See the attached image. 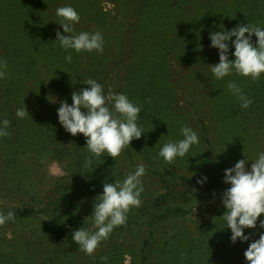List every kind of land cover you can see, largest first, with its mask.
<instances>
[{
    "label": "trees",
    "instance_id": "obj_1",
    "mask_svg": "<svg viewBox=\"0 0 264 264\" xmlns=\"http://www.w3.org/2000/svg\"><path fill=\"white\" fill-rule=\"evenodd\" d=\"M69 5L80 15V22L74 26L77 34L97 30L102 33V54L69 50L72 61L65 60L68 52L55 40L58 30L62 35L68 34L58 24L56 9ZM247 23L262 27L264 0H0V58L7 61L5 78L0 79V121H10V135L0 137V191L15 195L13 189L21 192L24 188L31 197L29 201L41 207L36 212L48 220L43 223L44 232L65 238L70 250L79 249L72 240V232L87 229V221L93 222L95 198L102 194L105 182L122 181L130 173L127 164L135 171L136 165L143 163L147 173L159 174L155 163H166L160 157L154 159L161 149L156 146L157 139L168 137L178 141L183 139L182 126L194 130L198 125L199 132L195 131L199 141L204 140L211 149L212 134L205 127L209 121L214 132L216 128L233 126L238 117L249 121L247 109L249 114L257 111L259 119L264 115V74L257 81L235 73L216 80L210 71V65L219 62L218 50L210 47V33ZM256 39L253 35L254 44ZM230 50L234 51L231 46ZM229 59L235 57L230 55ZM177 65L194 83L193 91L204 86L212 94L207 100L197 99L194 107L190 104L195 112L191 118L180 112L176 103L172 69ZM89 78L99 82L105 94L124 93L142 106L137 123L145 133L115 160L107 153L93 157L85 147L83 134L72 136L58 121L61 102L71 105V94L90 87L83 84ZM229 81L253 100L249 108H242L228 90ZM257 83L259 87L252 86ZM23 104L29 116L19 119L16 110ZM200 107L208 110L209 118L205 114L198 116L202 110H196ZM153 121L157 126L154 131ZM196 147L193 145L185 157L175 162L197 173L204 168L207 155ZM88 157L93 160L91 167L84 166ZM52 164L62 171V178L44 177ZM7 175L13 179L11 190H7ZM174 179L193 184L192 179L183 175ZM46 186L56 189L50 195L42 194L40 188ZM145 191L141 194L143 201ZM21 208L2 212L15 213V220L9 222L28 220L36 213L28 206ZM184 211L179 205H170L163 213L145 215L142 213L146 212L132 208L126 224L112 233L146 221L179 220ZM223 214L211 220L200 239L189 236L176 243L160 235L148 238L149 242L153 239V258L143 256L141 264L230 262L249 241H230L231 230L220 218ZM257 231L258 227L245 229V235L251 239ZM125 252L121 246L100 251L87 257L85 264H124L126 253L133 254ZM136 258L132 257V261Z\"/></svg>",
    "mask_w": 264,
    "mask_h": 264
},
{
    "label": "clouds",
    "instance_id": "obj_2",
    "mask_svg": "<svg viewBox=\"0 0 264 264\" xmlns=\"http://www.w3.org/2000/svg\"><path fill=\"white\" fill-rule=\"evenodd\" d=\"M56 16L63 32L68 34L62 35L58 30L55 40L68 52L65 57L68 63L72 61L69 50L103 53L104 38L100 31L75 32L74 26L80 22V15L72 6L57 8ZM253 35L257 38L255 44ZM209 39L210 47L217 49L219 55V62L210 65L216 80H223L235 73L257 81L264 74V27L247 23L231 30L221 28L210 33ZM230 46L234 51L230 50ZM230 55L235 59L230 60ZM6 69L7 61L0 58V79L5 78ZM83 84L90 87L74 91L71 105L67 101L61 102L57 110L58 121L72 136L83 134L85 147L93 157L99 158L107 153L115 160L123 150L130 148L134 139H140L145 133L137 123L142 106L131 101L124 93L105 94L103 86L94 79L89 78ZM227 87L241 102L242 108L247 109L253 103L235 82L229 81ZM16 116L19 119L29 116L25 104L16 110ZM9 126V120L0 121V137L10 135L7 131ZM180 133L183 139L170 140L158 152V156L168 164L185 157L191 147L200 142L197 132L189 126H182ZM248 161L246 158L239 160L233 167L224 170V183L230 187L222 195V205L226 211L220 218L231 230L230 241L233 244L238 240H250V235H245V229H264V219L258 222V218L264 214V152L258 153L250 169L246 167ZM92 165V158H86L84 166ZM145 174L144 164L139 163L135 171L122 181L103 184V192L95 198L91 215L94 230L79 228L72 232V240L86 255H93L116 227L126 224L131 209L142 205V177ZM206 181L207 177H203L197 183L203 186ZM14 220L13 211H0V226ZM244 256L247 264H264V232L259 234V239L250 243Z\"/></svg>",
    "mask_w": 264,
    "mask_h": 264
},
{
    "label": "rangeland",
    "instance_id": "obj_3",
    "mask_svg": "<svg viewBox=\"0 0 264 264\" xmlns=\"http://www.w3.org/2000/svg\"><path fill=\"white\" fill-rule=\"evenodd\" d=\"M262 27H264V23ZM175 66L172 69L175 72L172 80L175 86L176 103L180 112L191 118L195 114L193 107L197 104V99L205 97L207 100L212 97V94H208L204 86L203 88L199 86L197 90L193 91L191 86L194 83H191L187 73L179 65ZM259 85L260 83H257L252 86L259 87ZM193 92L194 98L192 97ZM248 96L252 97V95ZM190 104H193V107H190ZM202 109L200 107L196 111L199 112ZM246 113L249 115V121L238 117L234 120L233 126L228 128H216L213 132L214 127L210 121L205 125L206 128L209 127L208 132L212 134L209 137L212 147L211 149L208 148L204 140H201L196 147L199 152L207 155L206 164L200 172H190L175 161L173 164H168L162 158V161L166 163L165 165H161V163L154 165L159 174L153 173L152 175L146 171L142 177L144 191L146 190L144 194L147 199L142 200V205L137 209L146 212L142 214L147 215L149 212L163 213L170 205H179L185 210L183 218L179 220L166 219L155 223L146 221L145 223L126 226L119 232L110 234L109 238L102 241L91 256H95L100 251H109L114 247L121 246L126 252H133L132 255L125 252L124 264H131L133 262L132 257H137L133 262L134 264H141L143 256L153 258V239L149 242L148 238L160 235L174 240L176 243L183 237L190 236L194 240L200 239L202 231L206 229L211 220L213 221L216 216L226 211L222 205V195L230 185L224 183V170L233 167L239 160L245 158L249 160L246 167L250 169L251 163L258 156V153L264 152V115L262 114L261 119H259L260 114L257 111L249 114L247 109ZM202 114L209 118L208 110L200 111L198 116ZM155 124L156 122L153 121V131L157 130ZM195 126L197 128L194 130L199 132V126ZM245 126H248L247 131H241ZM166 135L167 133H165ZM159 140L156 141L157 147L158 145L162 147L170 141L168 137ZM155 156L154 159L159 158L158 155ZM127 168L128 172H134L128 164ZM148 169L150 167H147ZM176 171L177 174H174ZM180 175L192 179L193 184L189 186L174 179ZM44 177L62 178L63 173L52 164L44 173ZM203 177H207V181L201 186L197 181ZM6 178H10V175H7ZM8 180L10 182L7 190H11L14 186L11 185L13 179ZM40 190L42 194L47 195L54 192L51 186L40 188ZM12 191L15 195L9 194L7 191H0V211L23 210L22 206L32 208L33 212L40 211L41 207H36L33 202L29 201L28 198L31 197H28L29 194L25 192L24 188L21 190L22 193L15 189ZM259 219H264V214L258 218V222ZM47 221L41 213L36 212L28 220H17L2 225L0 227V264H85L87 257L91 256L86 255L80 249L70 250V244L65 238L54 237L45 233L44 224ZM87 222L89 224L87 229L94 230L93 222ZM261 232H264V229L259 228L257 234L249 240L245 248H241L238 254L232 257L233 260L231 259L232 261L225 262V264H247L244 253L251 242L259 239ZM147 245L148 249H146Z\"/></svg>",
    "mask_w": 264,
    "mask_h": 264
}]
</instances>
